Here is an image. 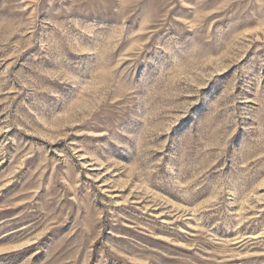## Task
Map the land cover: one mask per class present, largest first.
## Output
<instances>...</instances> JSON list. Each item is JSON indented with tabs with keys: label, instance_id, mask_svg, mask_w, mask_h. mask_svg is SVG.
<instances>
[{
	"label": "rangeland",
	"instance_id": "1",
	"mask_svg": "<svg viewBox=\"0 0 264 264\" xmlns=\"http://www.w3.org/2000/svg\"><path fill=\"white\" fill-rule=\"evenodd\" d=\"M0 264H264V0H0Z\"/></svg>",
	"mask_w": 264,
	"mask_h": 264
}]
</instances>
